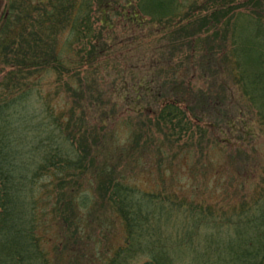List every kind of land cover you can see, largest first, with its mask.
I'll use <instances>...</instances> for the list:
<instances>
[{"label": "trees", "instance_id": "trees-1", "mask_svg": "<svg viewBox=\"0 0 264 264\" xmlns=\"http://www.w3.org/2000/svg\"><path fill=\"white\" fill-rule=\"evenodd\" d=\"M31 1L0 0V34L5 31L0 39V74L6 72V81L0 83V264H264V169L260 175L259 166L236 171L224 189L229 196L214 202L189 200L176 192L141 191L121 179V172L115 173L112 160L103 162L99 152L86 154L90 150L83 132L71 128L72 119L64 120V115L54 113L46 102L39 108L34 96L40 78L28 82V77L41 71L63 73L64 67H70L73 74L88 65L85 55L82 60L61 55L54 38L56 30L70 25L71 42L81 45L78 51L87 54L100 53L93 40L102 31L95 28L92 33L88 10H83L82 3L91 0H74V5L72 0ZM173 2L143 0L141 9L153 19H162L181 8ZM255 3L261 4L259 0ZM221 7L229 8L226 1ZM223 12L225 19L229 18L228 12ZM200 13H195L197 18ZM210 15L197 22L191 19L189 26L199 23L198 30L187 32V36L192 39L206 22H214L216 16ZM241 16L245 14L239 13L232 21L229 48L226 41L219 46L222 53L227 52L224 60L235 66L233 81L247 107V114L243 113L246 119L239 123V138L247 143L258 137L256 123L264 132V22L259 14L246 22ZM239 22L245 25L239 28ZM248 27L253 36L241 38ZM82 40H87L84 46ZM100 58L93 59L98 62ZM4 65L8 69H3ZM201 97L197 94L195 98ZM185 100V96L180 100L163 98L151 111L137 108L133 112H143L163 127L173 123L185 129L180 116L193 125L211 128L210 122L192 117L185 105L190 102ZM76 138L83 152L70 148ZM216 140L230 148L244 147L239 139ZM238 153L246 152L242 148ZM95 163L98 166L92 168ZM86 172L92 173L89 179L95 183L92 189L99 204L80 189L79 180ZM46 204L63 222L61 245L53 247L56 258L42 246L46 233L40 232V225L44 221L37 223L36 218L37 209L44 210L46 218ZM103 206L116 213L125 234L122 244L99 262V255L91 257L84 248L90 240L85 227L91 219L101 218L98 207ZM84 221H88L86 225Z\"/></svg>", "mask_w": 264, "mask_h": 264}, {"label": "rangeland", "instance_id": "rangeland-1", "mask_svg": "<svg viewBox=\"0 0 264 264\" xmlns=\"http://www.w3.org/2000/svg\"><path fill=\"white\" fill-rule=\"evenodd\" d=\"M33 1L37 4L39 0ZM41 1L44 4L47 0ZM142 1L91 0L82 3L83 10H88L89 20L93 23L92 33L95 28L96 32L102 31L97 40L92 39L93 44L101 48V55L99 52H90V55L79 52L82 47L74 40L71 42L74 36H71L70 25L57 29V32L56 28L53 31L48 29L53 34L56 32L54 38L64 58L82 60L85 55L88 65L74 70L75 74L70 67H64L63 73L41 71L32 78L28 77V82L34 80L33 77L40 78L34 100L39 108L46 102L54 113L64 115V120L72 119L71 128L76 126L83 132L85 144L90 150L86 154L99 152L103 162L112 160L115 173L121 172V179L139 190L176 192L184 198L200 202H214L228 197L224 189L228 178H232L236 171L259 166V175L262 173L264 132L255 122L258 137L247 143L242 136L239 138V123L246 119L243 113L247 114V107L233 81L235 66L224 60L227 52L222 53L219 44L226 41L229 48V41L233 39L232 21L239 13L245 14L241 16L243 22L255 15L257 17V14L264 22V0H259L260 5L255 0H173V4L181 5V8L174 9L171 15L162 19H153L144 12ZM223 1L230 9H222ZM71 3L74 5L75 1ZM133 10L138 15L139 26L135 19L128 18ZM199 11L201 18L195 14ZM223 11L228 12L229 18L225 19ZM209 12L216 16V20L206 22L197 36L188 37L187 32L198 30L199 25L189 26L190 20L200 21ZM244 25L242 22L237 24L239 28ZM11 30L17 32L13 27ZM252 32L248 27L241 38H250ZM3 35L5 31L0 34V39ZM86 41L80 43L84 46ZM0 44L3 46L1 40ZM95 56H101L100 61L95 62ZM3 69L8 68L4 65ZM5 73L0 74V83L6 81ZM197 94L202 96L201 99L195 98ZM181 96L190 102H185V105L192 117L197 122H210L211 128L203 124L194 126L193 122L180 116L178 119H181L179 121L185 129L181 130L173 123L163 127L155 118L150 119L143 112H133L137 108L151 111L156 108L158 100H180ZM216 137L231 141L239 139L246 153H238L242 148L217 143ZM78 140L76 138L70 148L83 152L81 147L79 149ZM96 166L98 163L91 165L92 168ZM84 175L86 178L79 180L83 186L80 189H84L83 194L94 196L93 201L98 202L99 197L92 189L95 183L89 179L92 173ZM44 209L46 218L43 217L44 210H36L37 223L44 221L40 225V232L46 233V242L42 246L50 251L51 257L56 258L53 247L64 235L63 222L51 213L49 204ZM98 209L103 214L98 220L91 219L85 227V236L90 240H86L84 248L91 257L99 255L101 262L122 244L125 233L116 213L104 206Z\"/></svg>", "mask_w": 264, "mask_h": 264}, {"label": "flooded vegetation", "instance_id": "flooded-vegetation-1", "mask_svg": "<svg viewBox=\"0 0 264 264\" xmlns=\"http://www.w3.org/2000/svg\"><path fill=\"white\" fill-rule=\"evenodd\" d=\"M127 5H128V4H126V6H127ZM129 13H130V12H129ZM131 14H132L131 16H130V15L128 16L127 13H124V15H127L128 18L130 17L132 20L135 19V22H136L137 25L139 26L140 21L137 20V19H138V15H137V13L135 12V10L131 11ZM124 15H123V16H124ZM136 17H137V18H136ZM130 18H129V19H130ZM126 19H127V18H126ZM136 20H137V21H136Z\"/></svg>", "mask_w": 264, "mask_h": 264}]
</instances>
